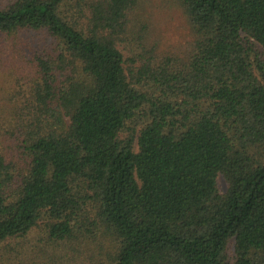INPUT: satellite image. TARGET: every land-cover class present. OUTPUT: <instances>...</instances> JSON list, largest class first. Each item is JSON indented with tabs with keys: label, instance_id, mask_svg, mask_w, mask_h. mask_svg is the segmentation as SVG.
Masks as SVG:
<instances>
[{
	"label": "trees",
	"instance_id": "obj_1",
	"mask_svg": "<svg viewBox=\"0 0 264 264\" xmlns=\"http://www.w3.org/2000/svg\"><path fill=\"white\" fill-rule=\"evenodd\" d=\"M162 1L179 54L144 0H0L36 35L0 94V264H264V0Z\"/></svg>",
	"mask_w": 264,
	"mask_h": 264
},
{
	"label": "rangeland",
	"instance_id": "obj_2",
	"mask_svg": "<svg viewBox=\"0 0 264 264\" xmlns=\"http://www.w3.org/2000/svg\"><path fill=\"white\" fill-rule=\"evenodd\" d=\"M143 5L138 10L143 18L137 26L146 25L148 27L152 41L159 42L160 52L179 54L181 50H184L192 38L191 30L179 9L165 7L162 0H144ZM34 37H36L35 34L26 32L12 37L0 35V42H5L3 49H0V94L5 88H19V83L22 85L26 80L22 75L28 72L30 64L26 59H23L22 55L31 56L33 54L31 47L32 42H35ZM13 73L15 77H13ZM16 77L19 81H16ZM218 186L222 193L227 190V183L222 176L218 177ZM39 236H42V233ZM229 253L233 256V241L230 242ZM85 255H87V251Z\"/></svg>",
	"mask_w": 264,
	"mask_h": 264
}]
</instances>
